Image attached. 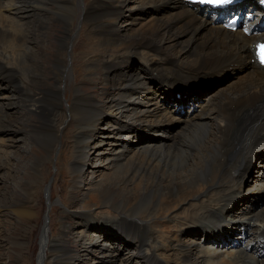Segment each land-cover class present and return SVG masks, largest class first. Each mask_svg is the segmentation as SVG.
I'll use <instances>...</instances> for the list:
<instances>
[{
  "label": "bare ground",
  "instance_id": "bare-ground-1",
  "mask_svg": "<svg viewBox=\"0 0 264 264\" xmlns=\"http://www.w3.org/2000/svg\"><path fill=\"white\" fill-rule=\"evenodd\" d=\"M34 2L0 0V85L7 82L10 89L0 93V172L5 173L0 182L9 181L20 162L16 155L31 145L26 138L35 130L28 116L33 112L41 120L40 145L49 155L33 156L35 162L27 167L34 173L31 182H42L40 192L47 164L56 162L60 172L55 183L69 186L68 191L61 189L62 213L70 219L77 216L74 240L68 238L74 233L64 221L50 230L48 240L43 228L42 249L51 251L45 264H92L89 256L98 258L93 263L116 264L115 251L121 245L138 249L135 256L124 257V264L136 257L146 264H264V255L253 248L216 246L226 227L238 224L248 227L252 241L264 244V204L258 205L264 192L250 195L248 208L234 209L255 153L264 147V69L252 63V39L258 36L228 31L205 10L189 8L182 0ZM51 7L59 8V15L52 10L49 16ZM58 17L60 25L65 20L66 36L47 67L44 31ZM76 18L81 32H75ZM100 69L103 84L95 80ZM225 73L233 79L204 97L188 94L171 97L162 109L158 102L147 107L158 91L166 94ZM189 103L199 110L177 119L176 107ZM102 117L115 126L111 145L118 146L109 155L90 144L100 137ZM175 121H183L185 129H176L171 137L167 132ZM142 131L147 135L140 136ZM103 142L101 138L95 147ZM259 167L251 192L264 186V161ZM86 172L89 192L80 200L73 191ZM31 187L20 191L19 206H12L10 199L18 189H12L8 200L0 194V216L10 208L18 209L23 220H32ZM97 213L95 220L86 216ZM98 235L118 247L96 246Z\"/></svg>",
  "mask_w": 264,
  "mask_h": 264
},
{
  "label": "rangeland",
  "instance_id": "rangeland-1",
  "mask_svg": "<svg viewBox=\"0 0 264 264\" xmlns=\"http://www.w3.org/2000/svg\"><path fill=\"white\" fill-rule=\"evenodd\" d=\"M82 3H84V0H82ZM129 5H132V3H129ZM52 10H55L57 15H59V8H53L52 9V7H51L49 9V12H48L49 16L54 15ZM137 11H138V9H136L134 12H137ZM55 21L56 22H54L53 20L49 21L48 22L49 27L47 30L44 31V33H45L44 36H47V40H48L47 53L49 55L48 54L46 55V59L43 62H44V65L47 64V67H49L53 64V62L55 60V56H56L55 54H59V41L61 40L62 37L66 36V33H62L63 26H64L63 23H65V20H63L62 25L59 24V17ZM73 21H74V25H75V30L78 29L81 32V25H80V23H78L77 18H76V20L73 19ZM55 25H57V26L55 27ZM58 29H59V39L54 37V35L56 33H58L56 31ZM78 30H76L75 32H77ZM77 35L79 37L78 33H77ZM75 37L77 39V36H75ZM85 42H86V40H84V42L77 48V52L75 53V61H77L76 56L80 55L81 52L83 53L82 47H83ZM40 44L42 45V43H40ZM67 53L64 52L63 55H67ZM77 73H78V70H77ZM102 73H103V71H102V69H100V75L97 78H95V80L98 81L99 83L101 82L103 84V80L105 78H102L103 77ZM47 74L51 75V73H47ZM231 76H233V75H231ZM48 77H49L48 81L53 82V79H52L53 77L52 76H48ZM196 82L197 81H195V82H193L187 86H184V87H190L193 84H195ZM0 87L2 90H8L7 88L4 87V85L3 86L1 85ZM64 105H67V104L63 103V106ZM63 111H65V110L63 109ZM249 113H251V112H249ZM252 113L258 114L259 112H252ZM28 116L30 117L32 125L35 127V130L33 132L29 131V133H28L29 138H26V139H29L31 141V142L29 141V143H31V145L29 147H28V145L27 146L25 145V147H27V149L22 150V152H19V155H16V157L19 156L20 159H18V158L15 159V156H13L11 158L13 163H15V162L17 163V159L20 162L18 163L17 169H15L16 171L11 172L12 177L9 179V181L7 183L6 182L5 183L0 182V194H2V193L6 194L5 198L8 200L9 194L14 192V191L11 192L12 189H15V188L18 189L19 193L15 194V197L10 195V199L12 202V206H19L18 201L23 199V196L20 195V191L22 193H24L25 191L23 189H29L30 186L32 185L31 190H32V193L34 195V198H33L34 200L32 199L33 202H30L28 204L29 205L31 204L30 206L34 210L35 217L33 215V217L31 218L32 220L27 221V220H23V218L17 213L18 209L13 210V211L10 208H9L10 210L6 209V208L3 209V211H2L3 214L0 216V231H1L0 232V264H38L39 263L38 259L40 260V257L43 255V254H41L39 257V254L41 253V248H42V234H43L42 233V231H43L42 230V224L44 223V225H45L46 223L49 222V220H50V222L48 224V227L46 228L47 233H49L47 240H48L49 236L51 235L50 230L53 227L59 226V221H64L66 223H69L71 233L75 232L73 230V225L76 223V221H74V219L76 220L77 216L70 219V216L68 214L63 215V213H62L64 211L62 209H64V208H63V203H62L63 202V200H62L63 194L61 193V189L68 191L69 186H67L63 183H62L63 186H62V184L59 185V182L55 183V178L58 175V171L60 172V169L59 170L56 169L57 168L56 162H53V163L51 162V164H47L48 175L45 178V180L43 181L46 184L49 181H52L49 183V184H52V194L57 195V196L52 198V201L49 200L50 206L48 205V200L46 197V193L48 190L44 191L46 184H42L41 191L39 192L38 190L40 189L42 182L41 183L39 182L37 184L35 182H31V176H30L31 170H27V167L28 166L31 167L33 162H35L34 161L35 159L33 156L34 155L35 156H41L42 154H48L49 155V153L47 151L45 152L42 149L43 146L40 145L41 140L39 139V135H41V133H42L41 120H39V117L37 115H35L33 112L29 113ZM104 119H107V118L102 117L100 122L103 121ZM99 125H100V123H99ZM70 126H73V123H71ZM99 127L100 126H98V128ZM98 128H97V130H98ZM30 130H31V128H30ZM169 131H171L170 128H169ZM109 132L110 131H106L105 133H109ZM167 134L171 135V137L174 135V133H172V132H167ZM20 135L23 136V133H19V136ZM96 138H93L90 141L92 142ZM101 138L102 139L103 138L104 139H110L112 137H98L96 139L97 140L96 144H97V142L99 143V140H101ZM91 142H90V144H91ZM139 142H143V141L139 140ZM61 144H62V140H60V142L57 143L58 151L56 153H54V155H53L54 158L56 156L55 154H57L59 152V150L61 148ZM128 144H129V146L132 147L131 143H127V146H128ZM55 145H56V142H55ZM95 145L92 147L95 148V150H96L97 148L95 147ZM105 146H107V145H105ZM5 148L7 149V147H5ZM11 148L13 149V147H11ZM1 149H3V148L0 146V150ZM13 151H15V150H13ZM16 151H18V148ZM103 162H105V163H103ZM102 164H107V161L103 160ZM52 165H55L56 168H55V166H52ZM255 165H258V163ZM21 166L23 168L25 167V169L21 168ZM86 169L88 172L91 170L90 166H87ZM255 171H256V169H255ZM33 174H32V176H33ZM2 175H5L4 171L0 172V176H2ZM34 178H36V177H33L32 179H34ZM90 180H91L90 175L87 174V172H86L85 180H83L80 183L81 184L80 186H78V187L76 186L74 188V190H75V191H73L74 195L78 199L81 200L84 193L89 192V189L87 187L89 186L88 184H89ZM32 183H34V184H32ZM17 186H19V187L17 188ZM35 190H36V192H35ZM41 195H42V197H41ZM49 198H50V191H49ZM58 198L61 201V207L54 206V209L51 210V212H50L52 205H54V204L58 205L59 204ZM98 211L99 210H97L96 212H98ZM96 212L92 211L91 213H96ZM86 216L89 218H92L94 220H95V218H99L98 213H97V215H86ZM42 219H43V222H42ZM52 221H53V226H51ZM161 231L162 230L158 231L157 234L158 233L160 234ZM40 234H41V236H40ZM74 236H75V233L73 235L71 234L70 236H68V238L71 240H74L73 239V238H75ZM1 238H4V239H1ZM96 239L98 240V244H96V246H98L99 244H102L105 246L111 245L112 247H114V246L118 247L117 243L113 244L112 241H106V240L103 241V239H104L103 236H96ZM4 241H5V243H3ZM39 241H40L41 248L39 246ZM88 241H89V239L87 238L84 242H82L83 243L82 245H84V243L88 242ZM210 242H212V241H207L205 244L210 243ZM46 244H47V242H46ZM76 244L79 246L80 242L78 241V242H76ZM119 247H120V250H118V251L125 252V253L122 254V256L118 257L116 264H122L123 261H121V260H123L125 256H130V255H128L129 249L125 245H121ZM43 251L46 254H45V256H42V263H40V264H45L46 261L48 260V257L51 255V251L49 252L48 249L45 248V249H43ZM74 251H75L74 247H71V252L73 253ZM115 252L117 253V251H115ZM79 253H81V251ZM131 253H133V251H131ZM88 260L92 264H97V263H93V262H98V258H96L95 256H89ZM136 260H140V258L136 257L134 262H136ZM141 261H139L137 263L133 262L132 264H145L144 262H141Z\"/></svg>",
  "mask_w": 264,
  "mask_h": 264
},
{
  "label": "snow or ice",
  "instance_id": "snow-or-ice-1",
  "mask_svg": "<svg viewBox=\"0 0 264 264\" xmlns=\"http://www.w3.org/2000/svg\"><path fill=\"white\" fill-rule=\"evenodd\" d=\"M202 4H209V5H221L230 3L231 0H199ZM256 56L259 58V62L264 64V44H260L257 46Z\"/></svg>",
  "mask_w": 264,
  "mask_h": 264
}]
</instances>
